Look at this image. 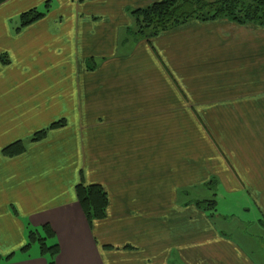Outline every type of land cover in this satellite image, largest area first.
Listing matches in <instances>:
<instances>
[{
  "label": "crops",
  "instance_id": "obj_1",
  "mask_svg": "<svg viewBox=\"0 0 264 264\" xmlns=\"http://www.w3.org/2000/svg\"><path fill=\"white\" fill-rule=\"evenodd\" d=\"M158 1L0 6L10 60L0 66L1 256L10 258L0 264H49L22 248L28 227L45 226L47 244H59L55 264H263L197 203L201 192L217 208L224 196L247 199L264 228V27L193 20L135 37L132 12ZM33 9L45 17L9 29ZM60 120L22 155H3ZM81 183L108 196L92 227Z\"/></svg>",
  "mask_w": 264,
  "mask_h": 264
},
{
  "label": "trees",
  "instance_id": "obj_2",
  "mask_svg": "<svg viewBox=\"0 0 264 264\" xmlns=\"http://www.w3.org/2000/svg\"><path fill=\"white\" fill-rule=\"evenodd\" d=\"M10 0H0V6ZM135 20V36L140 38H152L160 33L172 29L178 25L193 20L212 21L225 19L239 25H258L264 27V0H161L152 5L137 9L132 12ZM45 17L44 13L37 9L23 13L19 20L20 25L17 32L40 21ZM4 64L8 60L1 58ZM63 122L52 124L50 129L62 127ZM47 130H42L32 138L33 142H39L45 136ZM26 151V143L15 142L3 150V155L15 158ZM78 203L88 221L90 227L97 221L107 217L108 196L100 185H85L83 183L76 187ZM202 210L214 212L217 209L216 200H206L197 203ZM54 234L45 226L42 230L32 229L29 232L27 245L23 248L27 251L33 244L38 243L42 255H49V264H55L60 253L59 244L48 246L47 240ZM0 256V261L9 259Z\"/></svg>",
  "mask_w": 264,
  "mask_h": 264
},
{
  "label": "rangeland",
  "instance_id": "obj_3",
  "mask_svg": "<svg viewBox=\"0 0 264 264\" xmlns=\"http://www.w3.org/2000/svg\"><path fill=\"white\" fill-rule=\"evenodd\" d=\"M54 7L57 8V4L54 3ZM40 12V11H39ZM46 14V13H44ZM21 16V15H20ZM19 17L13 18L7 22V26L9 25V29L14 30V32L17 34V28L20 25V20ZM24 30V29H23ZM134 30H136V27H134ZM128 37V36H127ZM138 37V36H135ZM132 34H129L128 39L131 40ZM140 38V37H138ZM151 39V38H148ZM6 58L8 61L9 57L8 55H5L4 52L0 54V66L6 65L1 61V58ZM9 63V62H8ZM1 69V68H0ZM2 70V69H1ZM3 71V70H2ZM4 72V71H3ZM26 122L28 120H25ZM62 123V127L66 126V120H60ZM52 130L49 129L47 130L45 136L42 138L45 139L48 132ZM40 132V131H39ZM38 133V132H37ZM34 136V135H33ZM25 143H26V150H27V144L32 141L31 139L33 138L32 136H25ZM30 139V141H29ZM41 140V141H42ZM29 141V142H28ZM222 194L225 195L224 192H221ZM3 195V194H2ZM200 200H213L215 199L213 197L212 192H201L200 194ZM220 195V194H219ZM207 197V198H203ZM223 197V196H221ZM247 198V197H244ZM219 201V206L216 211H214V216L217 215L215 218V223L219 227L221 234L224 236L228 237L230 240H235L238 243H240L244 249L252 252L253 255L261 258L262 256L264 257V228L260 226L258 223L259 219L262 217L260 216L259 212L257 209L252 205L251 203L248 202L247 199H242V198H227L224 196L223 198L218 199ZM0 202H1V197H0ZM250 209V211H247ZM9 211L11 214H13L14 217H19V215H16V206L15 204H12L11 207H9ZM5 216L4 210H0V217ZM227 222V224H225ZM32 230V228L28 227L27 228V234L25 235V239L28 241L29 237V232ZM2 232L0 230V256L7 253V252H1L4 250L2 247L4 246L2 244ZM16 237V234L13 233L12 235V240H14ZM24 245V244H23ZM27 245V243H26ZM48 246L49 245L48 243ZM23 246L22 248H24ZM18 248V246H16ZM38 250L40 251L38 243L33 244L28 250L27 254H31L33 251ZM260 260V259H259ZM264 264V261H263Z\"/></svg>",
  "mask_w": 264,
  "mask_h": 264
}]
</instances>
